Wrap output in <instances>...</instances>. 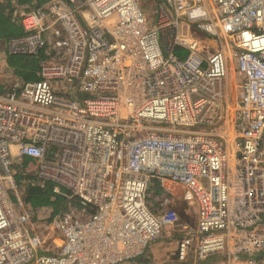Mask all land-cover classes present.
Returning a JSON list of instances; mask_svg holds the SVG:
<instances>
[{
	"label": "built area",
	"instance_id": "built-area-1",
	"mask_svg": "<svg viewBox=\"0 0 264 264\" xmlns=\"http://www.w3.org/2000/svg\"><path fill=\"white\" fill-rule=\"evenodd\" d=\"M143 1L13 6L7 53L43 58L0 94V264H123L167 230L171 264H264V0H152V27ZM48 183L63 207L33 220Z\"/></svg>",
	"mask_w": 264,
	"mask_h": 264
},
{
	"label": "trees",
	"instance_id": "trees-1",
	"mask_svg": "<svg viewBox=\"0 0 264 264\" xmlns=\"http://www.w3.org/2000/svg\"><path fill=\"white\" fill-rule=\"evenodd\" d=\"M49 1L50 0H17L20 7H27L26 10L43 7ZM5 2L6 4L4 6L0 4V40L4 41L8 40L9 38L20 37L23 34L20 27L15 22H13L12 9L9 11V0H5ZM174 53L178 57H183L185 55V51L181 48H177ZM9 57L10 58L7 63L9 67L15 70V76L22 78L25 82L38 80V75L36 76V70L39 69V63L43 58L42 53L35 57V61L39 60L38 63L26 62V65L23 64V60L25 58L32 57L11 55H9ZM21 69H24L25 71L21 72ZM34 167L35 163L33 161H24L23 170L29 177H32L34 174ZM18 176H20V174H18ZM52 187V184L48 183L43 190L37 188L23 189V192L26 195V201L33 208V220L49 222L62 209L63 200L61 197L52 193ZM155 191L157 193L161 192L156 183Z\"/></svg>",
	"mask_w": 264,
	"mask_h": 264
},
{
	"label": "rangeland",
	"instance_id": "rangeland-1",
	"mask_svg": "<svg viewBox=\"0 0 264 264\" xmlns=\"http://www.w3.org/2000/svg\"><path fill=\"white\" fill-rule=\"evenodd\" d=\"M142 12L146 16L147 26L152 27L155 23L156 16L154 15L155 5L152 0H144L141 4ZM235 70V72H234ZM237 73L235 60L231 58L228 62V72L227 73ZM230 77L227 78V84L230 86ZM238 80L237 76L234 74L235 84L232 85L229 89V103L231 109H234L236 106L237 99V90H236V81ZM175 189V188H174ZM177 200V214L180 219V224H186L188 226H194V214L191 208H189L180 198ZM167 230V236L164 234L166 230L163 231V235L157 241L151 243L144 251V254L133 261H128L123 264H171L174 260V254L177 246V235L170 234Z\"/></svg>",
	"mask_w": 264,
	"mask_h": 264
},
{
	"label": "crops",
	"instance_id": "crops-1",
	"mask_svg": "<svg viewBox=\"0 0 264 264\" xmlns=\"http://www.w3.org/2000/svg\"><path fill=\"white\" fill-rule=\"evenodd\" d=\"M9 5H10V8H9V11H11L12 9V19H13V6L15 5V3L18 5V2L17 0H9ZM0 4H2L3 6L6 4L5 0H1ZM18 7L22 10H26L27 7H20L18 5ZM8 11V10H7ZM6 11V12H7ZM13 22H14V19H13ZM199 37L204 40V43L209 47V49L211 51H215L217 50L219 47H222L224 49V51L226 52L227 55H229V51L226 47V45L223 44V41L222 40H217V39H214V38H209V37H206L205 35H199ZM41 54V53H40ZM9 54L7 53L6 51V46H5V41L4 40H0V94L2 93H6L8 92V90H10L11 88H14L16 86H20L22 85L23 83H25V81H23L22 78H19L17 76H15V70L11 67L8 66V63L7 61L9 60ZM39 60L35 61V57L33 58H25L23 60V64L26 65V62L27 63H38ZM37 67H38V64H37ZM25 70L24 69H21V72H24ZM235 72V70H234ZM237 72V71H236ZM37 73H38V70H36V76H37ZM234 74L237 76L238 80L236 81V90L238 92V87L241 83V77L238 75V72L237 73H227V78L230 77V86H228L227 84V87H228V99H229V89H231L232 85L235 84V81H234ZM28 82H31V81H28ZM168 187H171V186H168ZM177 200H175V211L177 212V205L178 203H176ZM190 208V207H189ZM192 209V208H191ZM193 211V214L195 216V211L194 209H192ZM168 234V233H167ZM167 234H165V236H167ZM170 234H173V232L169 233Z\"/></svg>",
	"mask_w": 264,
	"mask_h": 264
}]
</instances>
